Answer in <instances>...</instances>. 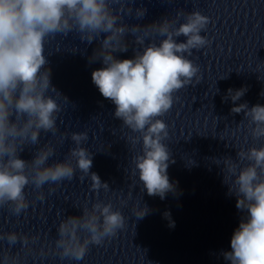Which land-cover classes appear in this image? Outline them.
I'll return each instance as SVG.
<instances>
[{
	"label": "clouds",
	"instance_id": "clouds-1",
	"mask_svg": "<svg viewBox=\"0 0 264 264\" xmlns=\"http://www.w3.org/2000/svg\"><path fill=\"white\" fill-rule=\"evenodd\" d=\"M132 2L0 0V210L20 217L29 208L28 186L36 191L46 184L59 185L72 180L77 170L82 174L81 180L90 177L91 190H109L108 183L90 171L92 153L81 146L88 140L86 132L71 133L75 147L69 149L63 160L49 163L56 148L51 142L41 145L42 132L55 135L59 131L57 118L62 111L49 94L62 96L51 83V70L45 67L48 64L45 44L57 35L67 37L69 33L77 34L81 42L99 44L91 59L101 61L103 67L94 70L91 79L100 94L115 105L114 117L138 134L129 135L127 142L132 146L142 142L141 154L132 158V175L138 173L142 191L146 189L149 196H159L161 200L175 191L167 175L172 155L164 143L169 137L168 125L160 117L172 108L174 93L191 84L194 78L196 83L200 82L199 66L188 57L194 49L210 44L201 35L210 18L200 11H179L174 20L165 17L149 25L130 26L115 6L122 8ZM146 11L136 8L135 17L142 19ZM127 12L132 14V7ZM181 16L184 22L176 27ZM141 28L146 29L145 36L155 33L164 38L158 43L150 38L146 43L145 36L136 34ZM128 35L139 49L134 50L132 59H117L114 53L128 51L125 39ZM181 36L185 41L177 42L176 38ZM246 91L247 88L235 91L229 88L223 99L235 103ZM260 95L264 96V92ZM231 112L244 113L253 140L264 138V106L256 104L249 108L245 102L234 106ZM66 135L62 134L61 140ZM25 148L35 149L32 159L21 158ZM214 163L223 165V183L228 186V195L236 197V208L243 213L231 238V251H223L221 255L228 264H264V145L237 151L236 160L225 157L214 159ZM53 191L49 188L50 193ZM131 195L129 192L128 199ZM36 199H45L43 191L37 193ZM120 203L124 206L127 200L121 199ZM150 211L146 204L133 206L137 220ZM163 215L169 220V227H174L170 213L166 211ZM126 226L121 210L114 209L111 202H96L91 208L84 207L82 215L67 216L60 221L55 253L61 260L81 261L90 246L102 245ZM37 240L36 236L15 230H0V242L7 244L0 251V264H21L20 251L14 254L13 247L19 243L23 250Z\"/></svg>",
	"mask_w": 264,
	"mask_h": 264
}]
</instances>
